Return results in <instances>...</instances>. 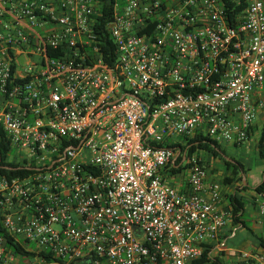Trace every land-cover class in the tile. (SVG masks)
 I'll return each mask as SVG.
<instances>
[{
  "label": "built area",
  "instance_id": "2783aa9c",
  "mask_svg": "<svg viewBox=\"0 0 264 264\" xmlns=\"http://www.w3.org/2000/svg\"><path fill=\"white\" fill-rule=\"evenodd\" d=\"M100 16V0H0V131L28 170L0 175V224L34 254L0 235V264H195L224 248L223 184L175 145L250 139L264 0H120L104 31ZM177 154L186 192L166 176ZM255 204L264 222V193Z\"/></svg>",
  "mask_w": 264,
  "mask_h": 264
},
{
  "label": "trees",
  "instance_id": "16d2710c",
  "mask_svg": "<svg viewBox=\"0 0 264 264\" xmlns=\"http://www.w3.org/2000/svg\"><path fill=\"white\" fill-rule=\"evenodd\" d=\"M120 0H100L101 2V16H100V29L101 31H104V28L106 24L112 19L113 17V9L114 4ZM237 11H240V9H237ZM106 38V45L104 46V59L106 62H108L110 65H113L114 59H115V48L114 43L108 39V36L105 34ZM254 133V127L252 129L251 135ZM0 175L7 176L9 178L11 177H18V176H24L28 173V170L20 168V164L14 163L9 161V154L11 153V144L6 135L3 131H0ZM182 148V150H187L188 158L192 159L194 156H196L197 161L200 164H204L205 166H209V162L205 160L204 157L200 155V152H204L208 155H210L214 160H220L223 163V166L227 172V174L224 176L223 181L221 184L224 185H235V184H241L242 191L247 190H253L256 193H264V175L262 178V181L257 186L250 188L249 186L242 185L243 177H247L246 175V169L245 165L240 162L239 160L230 157L226 151L221 147V144L218 142L202 137V136H196L188 141V143L185 146L175 145ZM220 150L223 154L230 157L232 160L236 161L238 164H235L231 161H228L225 159L215 147ZM258 152L261 159L264 160V126L261 131L259 140H258ZM182 158H180V161ZM207 163H206V162ZM168 169H170L171 172V165H168ZM187 168L186 166H182L178 169H172L171 176H175L177 173L182 172L184 169ZM230 202L232 206V215H233V222L235 223H242L245 227H247L246 222L244 221V207H245V201L237 197L236 195L230 196ZM255 237L257 238L260 247L264 249V238L261 236L256 235L253 233ZM0 235L4 236L7 239V247L10 252H12L15 256H22V257H32L34 254L24 249L21 243L17 242L14 238L7 235L6 231L0 224ZM211 262L212 264H222L218 261L217 258L215 260H212L210 256H208L207 253L204 254V256L198 260L195 264H204Z\"/></svg>",
  "mask_w": 264,
  "mask_h": 264
},
{
  "label": "crops",
  "instance_id": "0c3cea01",
  "mask_svg": "<svg viewBox=\"0 0 264 264\" xmlns=\"http://www.w3.org/2000/svg\"><path fill=\"white\" fill-rule=\"evenodd\" d=\"M259 118L262 119V123L264 125V110L259 112L257 119ZM257 119L254 124V133L252 134V137L247 142H250L252 138L254 137V134L257 129ZM257 150H258V143H257ZM200 153H203V152H200ZM210 157L205 158V160L209 162V166L207 167L209 171V180L211 182L222 183L224 176L227 174L223 166V163L221 161L218 162L217 160L214 161V159ZM182 164H183V160L180 161V157L177 154L175 159L171 162V172H170V169H167L166 176L170 177V175L172 174V169H178L182 166ZM180 173L181 172L177 173L175 176H171V178L169 179L177 183V187H179L180 191L186 192L188 190L187 181L177 182L178 180L177 178L179 177ZM263 175H264V166L261 169H259L256 175L253 174V176H251L254 187L261 183ZM242 185L248 186L247 177H246V183H244V180H243ZM223 188H224V191H223V196H222V201H221V207L223 209H225L226 211L232 212L230 196L236 195L237 197H240L245 201L244 214H247L249 210L251 209L258 212L257 206L255 204V195H256L255 191L253 190H251V192L250 190L242 191L241 190L242 186L241 185L239 186V184H235V185H224L223 184ZM244 221L246 222L247 227H245L241 222L240 223L233 222V215H232V217L227 222L225 228L222 230V233L220 236V246L224 245V247H226L228 241L231 238L236 237L239 232H244V231L247 232L248 229H251L253 233L264 238V222L259 212H258V216L254 217L253 220H247L244 218ZM216 254H223L224 256H228L229 251L225 250L224 248L221 249L217 246L211 258H216L215 257ZM236 256H237L236 260L232 264H259V257L260 256L264 257V249L260 247L257 238L254 237V241L248 246V248L244 252L240 254L238 253Z\"/></svg>",
  "mask_w": 264,
  "mask_h": 264
},
{
  "label": "rangeland",
  "instance_id": "374dc122",
  "mask_svg": "<svg viewBox=\"0 0 264 264\" xmlns=\"http://www.w3.org/2000/svg\"><path fill=\"white\" fill-rule=\"evenodd\" d=\"M263 126L264 125L262 123V119L261 118L257 119V129H256V132L254 134V137L252 138V140L250 142L244 143L240 147H235L231 144H221V147L226 151V153L230 157H233V158L239 160L240 162H242L245 165L246 175H247V179H248V186L250 188L254 187L253 186V180H252L251 176H253V174L256 175V173L259 171V169H261L264 166V161H263V159L260 158V156L258 154V150H257V143H258L260 133L263 129ZM200 155L204 158L210 157V155L208 156V154H206L204 152L200 153ZM15 156H17L16 153L11 152L9 154V158H8L9 161H15V160L21 159V156L20 157L17 156V158ZM216 160H214V161H216ZM217 161L219 162L220 160H217ZM177 179H178L177 182H179V181H185L186 182L188 179V173L186 171L181 172ZM169 181L173 186L177 187V183L175 181L173 182V181H171V179H169ZM240 185L241 184H239V186ZM177 188L179 189V187H177ZM250 192H251V190H250ZM256 216H258V212L251 209V210H249V212L247 214H244L243 218H245L247 220H253V218ZM254 237H255V235L253 234L251 229H248L247 232H245V231L239 232L237 234V236L231 238L228 241L227 246L224 247L225 250L229 251V255L224 256L223 254H216L215 257L222 264L234 263L236 260V257H237L236 255L238 253L240 254V253L244 252L248 248V246L254 241ZM212 260H215V258H212ZM206 264H212V263L208 262Z\"/></svg>",
  "mask_w": 264,
  "mask_h": 264
},
{
  "label": "water",
  "instance_id": "95a60500",
  "mask_svg": "<svg viewBox=\"0 0 264 264\" xmlns=\"http://www.w3.org/2000/svg\"><path fill=\"white\" fill-rule=\"evenodd\" d=\"M215 147V146H214ZM216 148V147H215ZM217 149V148H216ZM218 150V149H217ZM218 152L225 158L227 159L228 161H231L235 164H238L236 161L232 160L230 157L226 156L225 154H223L220 150H218ZM243 180H244V183H246V177L244 176L243 177Z\"/></svg>",
  "mask_w": 264,
  "mask_h": 264
}]
</instances>
